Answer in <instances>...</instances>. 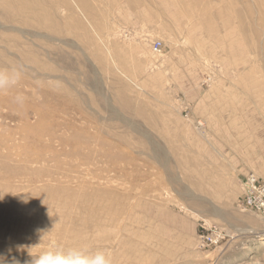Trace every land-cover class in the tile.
<instances>
[{
	"label": "rangeland",
	"instance_id": "374dc122",
	"mask_svg": "<svg viewBox=\"0 0 264 264\" xmlns=\"http://www.w3.org/2000/svg\"><path fill=\"white\" fill-rule=\"evenodd\" d=\"M12 68L0 264H264V0H0Z\"/></svg>",
	"mask_w": 264,
	"mask_h": 264
},
{
	"label": "clouds",
	"instance_id": "9594fccd",
	"mask_svg": "<svg viewBox=\"0 0 264 264\" xmlns=\"http://www.w3.org/2000/svg\"><path fill=\"white\" fill-rule=\"evenodd\" d=\"M21 78L19 69L0 70V91H5L16 86ZM18 102H22V97H16ZM31 260L26 264H113L111 253L106 250L91 251L83 247L64 248L53 245L36 255H32Z\"/></svg>",
	"mask_w": 264,
	"mask_h": 264
},
{
	"label": "built area",
	"instance_id": "2783aa9c",
	"mask_svg": "<svg viewBox=\"0 0 264 264\" xmlns=\"http://www.w3.org/2000/svg\"><path fill=\"white\" fill-rule=\"evenodd\" d=\"M152 47H153L154 51L160 52L162 50V42L156 41L155 43H153ZM249 186L251 187L252 191H255V190L260 191V187H261L260 181L255 176H252L251 178H249ZM246 202H247V204L251 205L252 204V198L249 197L248 199H246ZM205 240L208 243L214 242V238L209 237V236H207L205 238Z\"/></svg>",
	"mask_w": 264,
	"mask_h": 264
}]
</instances>
